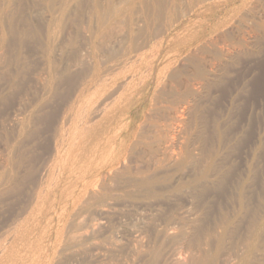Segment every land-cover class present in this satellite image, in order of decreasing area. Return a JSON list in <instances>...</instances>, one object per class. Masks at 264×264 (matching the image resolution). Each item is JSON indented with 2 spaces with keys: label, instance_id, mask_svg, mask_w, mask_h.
<instances>
[{
  "label": "bare ground",
  "instance_id": "bare-ground-1",
  "mask_svg": "<svg viewBox=\"0 0 264 264\" xmlns=\"http://www.w3.org/2000/svg\"><path fill=\"white\" fill-rule=\"evenodd\" d=\"M12 1L11 0H4V3L3 4H5L6 9L8 8L7 5L9 6ZM93 1H95V0H93ZM117 1H120V0H117ZM124 1L127 2V0H124ZM145 1H147V0H145ZM180 1H182V0H180ZM205 1H207V0H200L201 4H203ZM18 2L16 1V3H18ZM66 2L67 1H65V3ZM84 2H83V4H84ZM122 2L123 1H121V3ZM151 2H152V0H151ZM161 2H164V0H162ZM161 2H160V4H161ZM166 2H168V1H166ZM65 3H64V6L67 5V3H66V5H65ZM93 3L95 4V2H93ZM73 4L76 5L74 2H73ZM92 4H91V7H92ZM94 4H93V7L92 8H95L94 7ZM118 4H119V2H117V6L119 7ZM138 4H137V6H138ZM160 4L158 5V8H159L158 10H160V7H159ZM14 5H16V4H14ZM70 5H72V4H70ZM153 5L154 6H151V7H153L152 9H154V7H155L156 4H153ZM166 5L163 4V7L166 6ZM180 5H181V3H180ZM135 6H136V4H135ZM17 7H20V6H17ZM47 7H48V5H47ZM68 7H70V6H68ZM96 7L98 8L97 5H96ZM99 7H101V6H99ZM103 7L104 6H102V8ZM120 7H121V5H120ZM142 7H143V5H142ZM148 7H150V6H148ZM151 7L148 8V9H151ZM163 7H161V8H163ZM188 7H189V5L186 8L188 9ZM1 8H3V7H1ZM9 8L11 10L12 6H10ZM124 8L127 9L128 7L127 8L124 7ZM133 8H135V7H133ZM138 8H141V7H138ZM170 8H171V6L169 7V9ZM4 9H5V7H4ZM101 9H99V11ZM173 9H174V7H173ZM143 10H141V11H143ZM154 10H157V9H154ZM188 10L190 11L191 8L188 9ZM5 11H7V10H5ZM52 11L54 12V9H52ZM59 11L61 12V10H59ZM59 11H58V13H59ZM79 11H81V9ZM106 11H107V9H106ZM132 11H134V9ZM138 11H140V9ZM144 11L146 12V10H144ZM161 11L162 10H160L158 12L160 14H158V13L157 14L159 16L161 15V17H162ZM181 11L182 10H180V13H181ZM202 11H204L203 13H205L206 11H210V9L205 8ZM13 12L15 13L14 10H13ZM49 12L51 13V11H47V12L45 11L43 13L45 15V17H46V14L49 13ZM62 12H64V11L62 10ZM145 12H143V13H145ZM150 12L151 11L149 10V13ZM152 12L155 13V11H153V10H152ZM8 13L11 14V11L8 12ZM122 13H124V12H122ZM135 13H137V12H135ZM139 13H141V12H139ZM149 13L148 14L146 13L145 15L149 16ZM151 13H150V15H151ZM0 14H2V12ZM54 14H56V12ZM129 14L130 13H127V15H129ZM185 14H187V13H185ZM13 15H15V14H13ZM13 15H12V17H15ZM101 15H103V13H101ZM101 15H100V17L98 16L100 18L99 21H98V28H97V26L95 24V26H96L95 28H97V30L94 29L95 31L93 30L94 32H91V34L89 35L90 37L88 39L89 40V49H90V51H89V49H87L89 55L86 54V57L88 56L91 59V61H90L91 63H86V66H88L87 64H90V69L88 70L87 73L86 72L83 73V70H82V77H81V74L79 76V80L81 81V83H78L77 84V86L80 84L78 86V89H77V87L75 85L77 91H76V94H74L75 96H74L73 102L70 105H68L67 111L63 115H62V112H61V115L62 116L59 115L60 118H61V121H60V119L57 118L58 115H56V118L60 122L58 121L59 122V123L57 122L58 124L55 123V125H57L56 127H54V128H56V130L53 128L55 130V134H53V136H52V133H51V135L48 134V135H50V136L53 137V142L50 141L52 143V147H51V150L49 152V159H47L48 161L45 164L42 162L43 165H42L41 169L40 170H37V171H39V173H38L39 175H38V179H37L36 184L33 185L34 187L28 188V186H27L26 189L22 190V188H23L22 187V184H23L22 183V180H24V178H22V177L23 176H26V173H24L25 175H22V176L20 175L21 176V178H20L18 176V170H20L21 166L24 165L22 163V161L25 159L26 155H25V153H20V152H19L20 154L18 153L16 155H13L14 153H16L15 151H17V150L14 149V147L16 145L13 147L12 144H11L10 155L8 154L9 157L7 156L5 162L3 163V166L0 165L1 166V169H0V199L3 196L8 195V194H9V197H10V194L11 193H14L15 194L16 192H19L20 189H21V192L24 191L23 193L25 194V197H23L24 199L22 198V200H20V199L19 200L18 199H14L16 201L18 200V202L19 201L20 202L22 201V203H21V210L18 208L19 206L17 208L16 207L13 208V210L14 209H19L20 212L15 216L16 218H14V221L9 225L10 228L7 229V230H5L4 233L0 235V264H22V263H24V262L27 261L26 255L30 253V249H31V238L33 237V233H34V225H33L34 224V221L36 220L37 217H39V218H49L51 216V211H54V210H52L53 207L50 206V205H53L52 202H48L49 203V206H50L49 207V210L48 211L44 210V205H48V203H47V199L48 198H54V201H56V205L57 206H61L60 204L63 203L62 202V199L64 198V196L67 195V192L69 194L71 193L70 194V197L72 196L74 198L76 196L75 195L76 190H78L80 188L86 189V188H88L90 186H92V188H93L95 185L104 184L103 182H106V181H108V182H111V181L113 182L114 181L117 184H121V185H123V188H126V191H129V187L134 188V190L132 189L133 191L137 190V192H135V195H137L136 193L139 194L138 191H140V193L143 191L144 192L143 194H145V196L147 197L146 198V201L148 200V198L150 200V199L156 198V197H159L157 199H160V197H163V199H165L167 201V199L169 200V198H170V197H168L169 196L168 193H171L172 191L175 192V193H177V192L179 193L180 191H182V189L183 190L184 189H188L190 191L189 192L190 196L187 195V197L190 198L191 202H190V200H188V201L186 200L185 201V199L183 200V198H182V200L184 202H190V205H191L192 208L195 205V210L197 208L198 211H199V213H201V215H202L201 216L202 217L201 219H198V220L195 219L196 221H193L192 220V222L190 221V219L187 218L188 219V222H189L188 224L185 223L186 225H188L187 226L188 227V230L187 231L185 230L186 228H184V225H185L184 222L183 223L181 222V221H185V220L183 218H180V219H183L181 221L180 220L178 221V222H181V223H175L171 219V218L174 217V216L171 217L172 215H170L171 218H166L164 220V225H162V224L159 223L160 224V227L163 226L161 229H158L156 231L154 230L155 232L154 231L152 232L151 229H148L147 228L148 229L147 231H149V230L151 231L150 233L152 235L150 237H152V240H154L153 241V244H155V245L152 246L151 249L149 248L150 250L148 249L149 252H148V255L147 256L148 257L150 256L149 257L150 259L147 257L148 258V261L145 262V264H158L159 260H161L160 259L161 254H163L162 253L163 252L162 249H164V248H161V245H160V244H163V242H161V243L159 242V244H158V240L159 239H162L161 241H163L164 238L167 235H170V234L173 235L172 238H175V241H178V239H180L181 240L180 242H183V244H184L183 246L185 247L183 250L187 251V254H188V257L187 258H189V255H190V260H189L190 261V264H216V262H218L217 260L219 259L218 257H220V256L222 257V259L220 260L221 261L220 264H232V262L234 264H264V235H263V232H264V212H263V214H262L261 217H260V215H258V212L262 210V209L259 210L258 208L262 204L259 203V206L258 207L256 205H254L253 203H256V202H253V200H254V194H250V193L247 192V190H249V189L251 190L252 188H254L253 185L255 183L252 185L253 186L252 188H250L248 186H250V184H252V182L255 179H254L253 176L252 177H248L247 174H246L247 175V178L246 177L243 178V176L240 177L241 175H239V174H242V173H240L241 172V168H240V172L238 171L239 169L237 170L239 172V174H238L235 171L236 168L234 169L231 166V164H233L235 161L234 162H231L232 159H233L232 158L231 161L229 162V158H231V157H228V155L226 153L227 152L226 151L227 146L228 145H231L230 140L228 141L229 138L227 140H225V135L224 134L226 132L223 130L224 128L221 129L222 130L221 133L219 131L220 129L218 130V128H220V127L217 128V126H219L217 124H220L221 123L220 120H222V119L217 117L218 119H220L219 120L220 123H218V121H216V125L217 126L214 125V123H215L214 122V123H212V125H214L215 127L213 126L214 128H212V126L210 125L211 128L208 129L209 127L207 126V121H205L208 118L205 119V118L202 117V115H200L198 113L199 112L198 111V108H199V110H202L199 107V105H198V103L200 101H202V100L199 101V99H201L200 96L202 95V92L204 93V91L206 92L207 90H210L212 87L214 88L215 82H217V81L213 80L214 77L212 79H210L211 75H210V73H207V69H205V66H204V65H206L205 62H204V65H202L203 62L202 63L200 62L201 64L199 62L197 63L196 60H193V57H192V54L194 52H202V51L205 50V45L208 44V43H206L203 40V38L205 37V34H204L205 31H203V30H192V32H188L189 31L188 27H185V26L176 27L174 29V33L172 34V36L168 37L167 39H164V38L163 39H159L158 41H156L154 43V46H153L154 54L151 55L147 51L146 48L148 47L149 50H150V48L152 46L151 47L147 46V43H149V40L146 39V38L150 37L151 34L148 35V33H150L151 31H153V29L152 30L151 29H147V28L144 29L143 27H141L142 28V31L141 32H140L141 29L140 30H137V31L129 30L128 31V38H125V39H128L129 42L127 41L128 42L127 43L125 41V43H124V44L127 43L126 48H124L121 51H119V48H118V51H116V49H115L116 46L115 45L118 42L120 43V41H119V39L115 38V37H117V34L114 33V35H116L115 37L113 35L114 38L108 35V34H110V35L113 34V33H108L107 32L108 28L106 27V19H109V18L108 17L106 18L105 16L104 17H101ZM121 15H124V17H125V14H121ZM154 15H152L150 17L152 18V17H154ZM175 15H176V13H175ZM177 15H180V14L178 13ZM2 17H1V19H2ZM6 17H5V20L7 21V18L10 19L11 16L10 17H7V18ZM12 17H11V19H13ZM28 17H30V16L27 15V18L25 17V19L28 20ZM95 17H97V16H95ZM110 17H112V16H110ZM121 17L123 18V16H121ZM134 17H135V15H134ZM17 18L19 19V17H17ZM135 18H137V16ZM139 18H141V17H139ZM174 18H176V17H174ZM9 19H8V21H11ZM23 19H24V17H23ZM127 20H128V17H127ZM6 21L4 23L7 24V25H10L9 22L7 21V23H6ZM16 21H17V19H16ZM16 21H15V27L20 22L19 21L18 24H16ZM158 21L161 22V20H157V22ZM72 22H74V21H72ZM123 22L125 23L124 20H123ZM144 22H141V23H143V26H144ZM147 22H145V23L148 24L149 22L148 23ZM172 22L174 23L173 20H172ZM68 23H69V21H68ZM74 23H76V21ZM150 23H153V22H150ZM5 24H4V26H5ZM125 24H126V26H128L127 23H125ZM125 24H124V26H125ZM155 24H156V22H155ZM40 25H42V24H40ZM149 25H151V24H149ZM4 26H2L1 28H3ZM19 26L21 28V26H23V25L20 24ZM47 26L48 27H51L49 25H47ZM47 26L45 27V29H47V31H45L44 33H46V32L48 33V27ZM69 26H70V23H69ZM72 26H74V24ZM12 27L13 26L8 27V28H10V30H8V31L11 32V30H12L11 28ZM153 27H151V28H153ZM20 28L18 27V28H15V29L16 30H19ZM25 28L26 27H24L23 29L26 30ZM34 28H36V27H34ZM56 28H57V25L53 29L49 30V35H47L48 38H49V36L51 38L54 35V31H55ZM130 28H132V27H130ZM135 28H137V27H135ZM160 28H163V27H160ZM160 28H158V29H160ZM143 29H144V31H143ZM165 29H167V27H165ZM4 30L7 31L6 29H4ZM34 30H36V29H34ZM110 30L114 32V30H112V29H110ZM110 30H109V32H110ZM160 30L162 31V29H160ZM5 31L2 33V31L0 30L1 34H3L2 37L0 36V38L2 39L1 44H3L4 41H6V42L9 41L10 42V41L13 40L12 39V36H11V33H9L7 35V33H8L7 32L6 35H4L5 34ZM19 31H17L18 32V37H17V34H16V37L17 38H19V34L21 32V31L20 32ZM28 31H29V29H28ZM43 31H44V29H43ZM43 31L41 30V32H43ZM62 31H63V29H62ZM62 31H61V33H62ZM116 31H117V29H116ZM121 31L122 30L116 32V33L119 32L118 33V36H119V34H120ZM55 32H58V31H55ZM63 33H64V31H63ZM132 33H134L135 35L132 34ZM140 33H142V34H140ZM220 33H222V32H220ZM21 34L24 37L26 35L27 36L29 35V34H27V31H23V32H21ZM59 35L61 36V34H59ZM137 35H139V36L143 35L144 36V37L141 36V37H143V39L140 38L141 39V42H139V43L136 41L137 39L134 38ZM156 36H158V33H157ZM216 36H218V35H216ZM126 37H127V35H126ZM17 38H16V44H17L16 46L21 45L23 43L22 42L20 44L21 40H19V39L17 40ZM29 38H28V41H33V39H34V38L32 39L31 37H29ZM61 38H63V36ZM122 38H123V36H122ZM122 38H121V40H122ZM211 38H212V36H211ZM220 38H221V36H220ZM26 39H27V37H26ZM38 39H39V37H38ZM45 40L46 39H44V41ZM88 40H87V42H88ZM124 40H122V41L124 42ZM41 41H43V40H41ZM47 41L48 40H46V43H50L51 42V39H50V42H47ZM66 41L69 42V44H71L73 42L71 40L72 42L70 43L69 38H66ZM213 41H215V40H213ZM219 41L220 40L218 39V42ZM17 42H19V43H17ZM67 42H66V44L68 45ZM85 42H86V40H85ZM41 43H43V42H41ZM55 43H56V41L54 42V45H55ZM12 44H13V42H12ZM33 44H35V43H33ZM211 44H213V43H211ZM46 45H47V47H45L44 44H43V46L45 47V49L46 48H49V51L48 52L51 53V49L54 46H51V44H50V47H52L50 49V47H48V44H46ZM73 45L75 47L76 44L74 43ZM8 46H10V45H8ZM69 47L71 48L72 46L70 45ZM224 47H225L224 51H226V49L228 48L227 45L224 46ZM2 48H4V47H2ZM2 48H0V50H2ZM18 48L19 47H17V50H18ZM21 48H22V46L20 47V51L23 50V49L21 50ZM56 48H57V50L54 48L56 51H58V49H60L58 47H56ZM218 48H223V47L221 46V47H218ZM234 48H237V47H234ZM64 49L62 48V50H60L61 53H62V51ZM72 49H70V50H72ZM77 49L79 50V48H77ZM13 50H14V48H13ZM65 50H68V49H65ZM70 50L68 52H71ZM220 50L221 49H219V51ZM5 51H6V49H5ZM60 51H59V54H61ZM64 51H63V53H64ZM14 52H15V50H14ZM75 52H78V51H75ZM221 52L223 53V51H221ZM227 52H226V54H227ZM240 52L238 51V53H240ZM55 53L56 52L54 51L52 54H55ZM81 53H83V52H81ZM85 53H86V51H85ZM230 53L233 54L232 52H230ZM241 53H243V51ZM13 54H15V53H13ZM62 54L60 56L59 55L58 56L62 58V56H64ZM219 54H221V53H219ZM226 54L224 52V55L227 57L228 54L227 55ZM45 55L48 56L49 54L47 55L45 53ZM81 55H77V57L78 56H81ZM83 55H84V53H83ZM74 56L76 57V55H74ZM233 56H234V54H233ZM3 57H5V56H3ZM6 57L4 59H6ZM25 57H27V56H25ZM48 57H51V59H52L53 56H48ZM48 57H47V59H49ZM84 57H85V55H84ZM179 57H182V59L184 61L188 62L189 64H191L193 66L192 67V70H193L192 71V75L189 76V77H186L185 76L186 78L183 81H181V82H178L179 76L181 75V74H178V72H180V71L177 72L176 68H174V66L172 65L176 61V59L179 58ZM41 58H42V56H41ZM198 58H199V61L202 59L200 57H198ZM230 58H233V57H230ZM1 59H2V57H1ZM4 59H3V61L0 60V66L3 65L4 67L9 68L11 65H16V66L19 65V63L17 61H10L9 58H8V60L5 61ZM12 59H14V57ZM69 59H71V58H69ZM83 59L85 60L86 58H83ZM41 60H44V58H42ZM68 60H67V62L65 61V64L67 63L69 65ZM84 60H82V61H84ZM203 60H204V58H203ZM52 61H54V60H52ZM57 61H58V59H57ZM61 61H63V59H61ZM204 61H206V59ZM228 61H229V58H228ZM208 62H209V60H208ZM232 62H233V60H232ZM54 63H56V61ZM59 63H60V60L57 62L56 65H58ZM184 63L185 62H183V64ZM206 63H207V61H206ZM45 64H47V63H45ZM51 64H53V63H51ZM209 64H210V62H209ZM216 64H218V63H216ZM21 65H23V64H21ZM56 65H55V68H60V67H56ZM45 66L46 65H44L43 69L45 71H47L45 69ZM50 66L52 68V65H50ZM207 66H209V65H207ZM49 67H47V68L49 70H51V68H49ZM210 67H212V66H210ZM6 68H5V70L7 71L8 69H6ZM20 68H21V66H20ZM23 68H27V67H23ZM78 68H80V66ZM212 68H214V67H212ZM40 69H41V67H40ZM52 69H54V68H52ZM224 69L227 72L226 67ZM1 70L3 71L2 68H1ZM23 70H25V69H23ZM44 70H43V74H45L44 73L45 72ZM55 70H57V69H55ZM66 70L67 69H65V72H66ZM68 70H70L69 69V66H68ZM68 70H67V72H68ZM71 70H70L69 73H71ZM221 70H223V69H220L219 71H221ZM19 71L21 72L22 70L20 69ZM53 71H51V72H53ZM26 72H28V68L25 71V74H26ZM181 72H182V70H181ZM228 72H229V70H228ZM9 73L8 72L7 73L5 72V76H7L6 77V80L5 79H2L0 77L2 79V81L0 80L1 83L4 82V80L6 81L5 82L6 84H3V85L0 84V86H3L4 87V85H5V87H4L5 89L10 88V86H11L12 89H17L19 86H16V88H15V82L17 81V79L19 80V78H18L19 77V75H18L19 73L18 74L15 73L14 75L13 74H9ZM76 73H78V72H76ZM1 74L2 73H0V75ZM38 74H40V73H37V75ZM63 74H65V73H61V75H60V74H57L56 72H54V74H52L50 76H47L45 79H44V77L42 79V76L40 78L38 76L36 77V78H39V80L37 79L38 81H36L35 83H36V85L38 83L41 86V88L39 90V92H40L39 98L38 99L36 98L37 100H34V101H36L35 106L32 105V107H33L32 110H29L28 111V114H29V116L31 118H32V116H34V114L36 112H38L37 109L41 108L42 106H44L46 104V101L45 100L48 97H50V96L52 97L53 95H56L57 94V92H56L57 87H58L57 84H60L61 82H63L62 81V77H63L62 75ZM212 74H214V73H212ZM8 75H10V76H8ZM32 75H33V79L36 80L34 78V75L36 76V73L35 74L32 73ZM67 75H69V74L67 73ZM21 76H23V75H21ZM181 76H183V75H181ZM80 77H81L82 80L80 79ZM220 77H221V75H220ZM75 78H73V79L76 81ZM79 80H78V82H79ZM73 82L71 81V83H73ZM22 83H21V85H22ZM13 86H14V88H13ZM216 86H218V85L216 84ZM3 87H1V88H3ZM58 89L60 90L61 87H59ZM68 89H67V91H68ZM7 90H9V89H7ZM32 91H30L31 92L30 93L31 96L33 95L32 94ZM0 92H2V91L0 90ZM216 92L217 91L215 90V93ZM71 93H72V91H71ZM67 94H69V93H67ZM208 94L209 93L203 94V95L205 96V95H208ZM2 95H3V93H2ZM4 95H7V94H5V92H4ZM204 96L202 97V99L204 98ZM17 97H18V95H17ZM32 97L35 98L36 95L35 96L33 95ZM17 99L21 100V98H17ZM1 100H3V98ZM32 100H33V98H32ZM58 100H55V102H58ZM207 100H208V98H207ZM207 100L204 102L205 104H206V102H208ZM211 100H209V102ZM6 101H7V98L5 99L4 102H6ZM18 101H17V103L20 104ZM22 102H24V101H21V104H22ZM26 102L28 103V101H26ZM47 102H49V101L47 100ZM67 102H69V101H67ZM67 102L65 101L66 104H67ZM63 103H64V100H63ZM65 103H64V105H65ZM212 103H213V101H212ZM52 104L53 103H51L50 105H52ZM203 105L204 104H202V106ZM26 106H28V105H26ZM206 106H208V105H206ZM20 107H17L19 109V111L22 108V107L21 108ZM8 108H7V110H8ZM27 108H25V110ZM50 108H52V107H50ZM61 108H63V107H61ZM206 109H207V107H206ZM206 109H205V111H206ZM9 111L10 110H8V113H10ZM23 111H24V107L22 108L21 112H23ZM39 111H42V110L40 109ZM5 112H6V110H5ZM14 113H17V111L14 112ZM3 114L1 115V117L3 116ZM5 114H7V113H5ZM219 114H220V112H219ZM18 115L21 116L19 114V112H18ZM18 115H16L14 118L18 117ZM211 115H209V116H211ZM227 115H229V114H227ZM26 116H27V118H26L27 120L25 119L21 123H18V122L15 121L16 123H18V124H16V125H18L16 127V129L18 130V134L17 133L16 134H17V136L19 135V137L31 138L33 136V133L31 132L32 129L31 130L29 129L30 128L29 126H31V125H29L30 117H28V115H25V117ZM47 116H43V119H45ZM1 117H0V119H1ZM10 117L13 118V116H10ZM220 117H222V115ZM54 118H55V116H53V119ZM56 118H55V120H56ZM211 119H216V118L213 117ZM5 120H8V119H5ZM35 120H36V118H34L33 121L36 122ZM233 120H234V118H233ZM63 121H66L68 123L71 122L70 125L74 121V125L73 126H69L70 128L71 127L73 128L71 130V133H70V128L66 125L67 123L64 124ZM213 121H215V120H213ZM4 122H6V121H4ZM10 123H12V122H10ZM225 123H224V126H225ZM229 123L227 124L228 126H229ZM37 124L38 123H36V127L39 126V125L37 126ZM8 125H9V123H8ZM16 125L14 123V125L12 124L11 126L14 127ZM34 125H32V126H34ZM40 125H41V123H40ZM0 126H2V123L0 124ZM10 127L8 129L11 132V128ZM13 127H12V129H13ZM36 127H35L34 130H36ZM52 127L53 126H51V128ZM3 128H1V129H3ZM49 128H50V126H49ZM51 128L49 129V131H52L53 132L54 130H52ZM6 129H7V126H6ZM226 129H227V127H226ZM7 130H6L5 133H7ZM17 130H15V131H17ZM239 130H240V128H239ZM223 131H224V133L222 134ZM1 133H2V136H3L4 133L2 131H1ZM229 133H230V131H229ZM233 133L236 135V137H238L237 136L238 135L237 133H240V132H237L236 131V133H235L233 131ZM8 134H9V132H8ZM232 134H229V135H232ZM38 135L39 134L37 133L35 135L36 136L35 138H37ZM229 135L227 137H229ZM0 136H1V134H0ZM1 137H0V139H1ZM7 137H8V135H7ZM14 138H15V136H14ZM16 138H18V137H16ZM67 138H72L71 139L72 140V143H73V141H77L78 146H76L77 145L76 143H75L76 145L75 144H72L71 141L70 142H67L66 145H64L63 143L66 142V141H68ZM234 138H235V136L233 137L232 140H234ZM34 139H33V141H34ZM1 141H3V140H1ZM22 141H24V140H22ZM9 142H10V140H9ZM31 142H32V139H31ZM231 142H233V141H231ZM4 143H5V145L7 144L5 141H4ZM236 143H237V139H236ZM24 146H26V144H24ZM233 146L234 145H232L231 148H235V146L234 147ZM1 147H0V149H1ZM78 147H79V149H78ZM34 148H35V146H34ZM34 148H33V151L35 150ZM231 148H230V150H231ZM250 148L252 149L253 148V145H252V147L250 146L249 149ZM2 149H3V147H2ZM16 149H19V148H16ZM251 149L248 152H251ZM4 151H6L5 148H4ZM138 151H141V153H143L144 155H147L149 157V159H151L150 160L151 169H149V170L146 169V168H149V166L147 167L146 166L147 164H146L145 165L146 166V168H145L146 171L144 170L143 167H142L143 171L142 170H139L138 167L141 165L140 163H139L140 164L139 166L137 165V163L135 164L136 167H134V170H135L134 172H132L133 170L131 171L132 168L129 166L131 164H128L129 168L127 167L126 163H128V162H126V161L128 159H130V156L131 155L132 156H135V154ZM0 152H1V150H0ZM25 152H26V149H25ZM230 152H228V153H230ZM1 153H3V150H2ZM43 153H45L44 150H43ZM45 154H47V153H45ZM45 154H43V155H45ZM143 154H141V155H143ZM1 155H3V154H1ZM132 156H131V158H132ZM147 156H145L146 159H147ZM4 157H5V154H4L3 158ZM248 157L250 158V156H248ZM44 159H42V160H44ZM146 159H144V160H146ZM149 159H148V161L146 160L145 162L148 163L149 162ZM252 159H254V157H252ZM249 160H251V159H249ZM130 161H131V159H130ZM33 162L30 161L31 165H33ZM1 163L2 162H0V164ZM188 164H189L190 169H191L189 171V172H191V174L188 175L187 172H186V175L187 176H185V174L184 175H181L179 177V179H178L179 181L176 183V185H173V182L172 181L174 179L171 178L172 173L173 174H176L177 171H178L177 174L180 175L182 172H179V171H181V169L183 171L187 167ZM246 166L247 165H245V167ZM34 167H35V164H34ZM37 167H39V166H37ZM253 167L250 166V168L255 169V166H253ZM170 169H173V172H172V170L169 171ZM168 171H169V173H167ZM245 171H246V168H245ZM245 171H243V172H245ZM170 173H171V175H169ZM250 174H251V172H250V169H249V176H251ZM176 175H175V177L178 178V176H176ZM255 178H256V176H255ZM34 180H36V179H34ZM29 182H30V180H29ZM174 182H175V180H174ZM262 182H263V179H262ZM257 183H259V182H257ZM110 184L111 183H109V185ZM104 185H106V184H104ZM106 186H108V185H106ZM98 187L95 186L94 190H96V188L97 189L100 188V187L99 188ZM102 187L104 188V186H102ZM117 187H116V189H118ZM103 188H101V190H103ZM127 188H128V190H127ZM131 188H130V190H131ZM110 189H113L114 190L113 187L110 188ZM116 189L114 191H118L121 188H119L118 190H116ZM107 191H109V190H107ZM121 191H125V190L124 189L123 190L121 189ZM21 192H20V194H21ZM115 193H118V192H114V194ZM120 193H123V192H120ZM95 194L98 195L97 192H95ZM110 194H111L110 196H113L112 192ZM126 194L127 195L129 194V196L131 195L129 192H126ZM167 194H168V196H166ZM185 194H187V193H185ZM102 195H104V194H102ZM127 195H125V196H127ZM174 195H176V196H173V197H177L178 194H174ZM108 196H109V194H108ZM108 196L106 195L103 198H107ZM110 196H109V200L111 201V199L113 200L114 198L113 197L111 198ZM114 196H116V195H114ZM132 196L135 198V196L133 194L131 195V198H132ZM137 196H139V195H137ZM165 196L168 197V198H165ZM210 197L212 199H214V202L213 203H209L208 202ZM3 198H5V197H3ZM12 198H14V196ZM82 198H84V197L82 196ZM89 198L87 197L86 199H89ZM101 198L102 197L100 196L99 197V201H103V199H101ZM163 199H160V200H163ZM136 200H138V203H139V199H136ZM140 200H141V198H140ZM143 200H145V198ZM175 200H176V198H175ZM106 201L107 200H105V202ZM119 201H121V200H119ZM170 201L171 200L168 201V204H169ZM177 201H178V199H177ZM180 201H181V199H180ZM3 202H2V204H3ZM6 202H9V201H6ZM6 202H4V203L6 204ZM97 202H96V204H97ZM89 203H91V202H89ZM98 203H101V202H98ZM162 203L163 202H160L159 201L158 205L161 204V207H162V205L164 207V204L165 203L164 204H162ZM170 203L172 204L173 201H171ZM228 203H232L233 205H235V206L231 205V207L233 206L232 211L229 209V205L230 204H228ZM181 204L179 205L180 206V209L182 208L181 207ZM192 204H193V206H192ZM14 205H17V204H14ZM113 205H114V203H113ZM125 205H127V204H124V207H125ZM141 205L143 206V204H141ZM165 205H167V204H165ZM172 205H174V204H172ZM178 205L176 207L177 208L176 210L180 211L178 209L179 208ZM190 205H187V206H190ZM5 206L7 207V205H5ZM87 206L89 207V205H87ZM90 206L95 207L92 204H90ZM102 206H107V205H105L103 203ZM108 206H110V204H108ZM118 206H120V205H118ZM147 206H145V207H147ZM175 206H176V204H175ZM175 206H174V208H175ZM185 206H186V204H185ZM262 206H263V209H264V205H262ZM6 207H5V209H6ZM10 207H9V209H10ZM12 207H14V206H12ZM84 207H85V205H84ZM138 207H137V210H138ZM151 207H152V211L158 209L157 206L154 207L155 209H153V206H150V208ZM144 208H142V209L144 210ZM148 208H149V206H148ZM150 208H149V211L147 210L148 212L146 211V213H149L150 212ZM168 208L170 209V207H168ZM260 208H262V207H260ZM83 209L84 208H82V210ZM171 209H172V207H171ZM185 209L183 207L181 210H185ZM0 210H4V209H0ZM59 210H60V213H59L58 218L60 216L64 215V207H61ZM162 210H164V208L161 209V211H157V213L160 214L159 212H163ZM11 211H12V208H11ZM15 211L16 210H14L13 212H15ZM78 211H79V208L77 209V212L74 215H76L78 213ZM85 211L84 212L82 211L83 212V215H84ZM125 211L126 210H124V212ZM140 211H142V210H140ZM171 211H170V213H171ZM173 211L175 212V209ZM110 212H113V211L110 210ZM116 212H117V210H116ZM118 212L120 213L122 211L120 210ZM155 212L156 211H154V214H155ZM186 212H187V209H186ZM79 213L82 216L81 212H79ZM79 213L77 214L78 216H79ZM88 213L89 212H87V215H88ZM167 213H168V211H167ZM184 213H182V215L180 214V216L181 217L182 216L183 217L186 216V215H184ZM9 214H8L9 216L6 214L8 216V218L11 217V212ZM213 214H214V217H213ZM13 215H15V214H13ZM193 215L194 214H192V216ZM2 216L4 218V215H2ZM71 216H68V218L70 217V219L73 220V218H71ZM81 216H80V218H81ZM161 216H162V218H165V217H163V215H161ZM176 216H178V215L176 214ZM72 217H75L76 218V216H72ZM155 217H154V219H155ZM139 218L141 219V217H139ZM194 218H192V219H194ZM208 218H210L211 220L213 219V220L209 222V219ZM120 219H122V218H120ZM137 219L138 218H136L135 220H137ZM156 219H159V218H156ZM175 219H176V217H175ZM8 220H10V219H8ZM177 220H178V218H177ZM78 221H76V222L77 223L81 222V221H79V222ZM140 221H143V220L141 219ZM171 222H172V224H171ZM211 222L214 224V226H212L213 224ZM210 223L212 224L211 226H210ZM153 224L156 225L154 223V220H153ZM159 224H157V225H159ZM173 224H176V227ZM4 225H1L0 224L1 227L2 226L5 227ZM74 225H72V227ZM79 225H80V227L78 225L77 226L75 225V227L76 228L79 227V229H81V227H82L81 225H83V224H80L79 223ZM68 227H69V225H68ZM90 227H92V226H90ZM156 228L157 227H155V229ZM86 229H87V227L84 229V231ZM100 229H103V228H100ZM0 230H1V228H0ZM66 231L68 232V230H66ZM72 231H75V228ZM72 231H70V232H72ZM86 231L88 232V229ZM92 231H93V233H95L94 230H92ZM131 231L132 230H130V232ZM81 232H78V233H81ZM172 235H170V238H171ZM143 236H145V235H143ZM175 236H177L178 239H176ZM147 238H148V236H147ZM135 239H138V238L135 236L134 240ZM66 241H68V240H66ZM113 241H116V240L114 239ZM138 241L139 240H136L135 242H138ZM139 243H141V242H139ZM176 243L177 244H174V242H173V244L175 246L178 245V244H180L182 246V244L179 243V241L176 242ZM114 244L115 245H113V246L115 247L116 246V243H114ZM133 244H134V241H133ZM142 244H143V241H142ZM153 244H151V245H153ZM70 245H72L71 242L67 246H70ZM119 245L120 244H118V246ZM148 245H150V243ZM171 245L172 244H170L169 246H171ZM77 246H79V244ZM103 246L108 247L106 244L103 245ZM134 246H133V249H132L133 251H134ZM163 246H165V245H163ZM169 246H167V248ZM58 247L60 248V245H58L57 248ZM83 247H84V245H83ZM111 247H110V249L113 248V247L112 248ZM72 248H73V246H72ZM139 248H141V247H139ZM173 248H174V246L172 247V249ZM116 249H119V248L116 246L115 250ZM130 249H131V247H130ZM172 249H171V252H173ZM105 250L107 252L110 251V253H111L113 249L112 250H107V248H105ZM140 250H138V251H140ZM143 250H145V249H143ZM165 250H167L166 247H165ZM173 250L175 251V248ZM177 250H180V249H177ZM259 250L260 251L263 250V254H262L263 256L261 258H259V257L256 258V254H257V252ZM118 251H120V250H118ZM180 251L178 252L179 254L182 253V251H181V253H180ZM224 251L226 253H224ZM123 252L121 254H123ZM77 253H78V251H77ZM112 253H115V251L113 250ZM117 253H118V255L120 254L119 252H117ZM133 253H132V255H134ZM135 253H138L137 250H136ZM142 253H143V251H142ZM145 253H147V252H144V254ZM164 253H166V251ZM121 254H120V256H121ZM179 254H178V256H180ZM166 255H167V253H166ZM181 255L184 256L183 254H181ZM120 256H119V258H120ZM123 256H124V254H123ZM134 256H132V258L130 257L129 260L133 259ZM173 256H174V254H173ZM176 256H177V254H176ZM94 257H96V256H94ZM135 257L136 258L139 257V254H137V256H135ZM144 257L146 258V256H144ZM163 257H165V256H163ZM114 259H116L115 258V255H114ZM124 259H126V258H124ZM176 259H177V257H176ZM180 259H177V260H179L181 262ZM183 259H186V258L183 257ZM89 260H91V259H89ZM99 260L98 261L97 260L96 261L94 260V261L97 264V262L99 263ZM107 260H109V259H107ZM167 260H168V258H167ZM167 260H165V262ZM186 260L188 261V259H186ZM104 261H105L104 264H110L109 261L110 262H113L111 259L108 262L106 260H104ZM134 261H136V260H134ZM189 261H188V263H189ZM66 262H68V261H66ZM142 262H144V261H142ZM167 262H169V261H167ZM167 262H166V264H167ZM84 263H86V262L84 261ZM100 263L103 264V262L101 260H100ZM129 263H131V262H129ZM172 263L173 262H171V264ZM176 263H178V262H176ZM183 263H184V261H183ZM113 264H116V262L113 263ZM126 264H127V262H126ZM185 264H186V262H185Z\"/></svg>",
  "mask_w": 264,
  "mask_h": 264
},
{
  "label": "rangeland",
  "instance_id": "rangeland-1",
  "mask_svg": "<svg viewBox=\"0 0 264 264\" xmlns=\"http://www.w3.org/2000/svg\"><path fill=\"white\" fill-rule=\"evenodd\" d=\"M12 1V0H11ZM16 1L18 2V3H16ZM27 1V2H26ZM65 1H67L66 3H67V5L68 6H70V7H68L67 5H66V3H65ZM85 1V2H84ZM88 1V2H87ZM117 0H95V1H93V0H13L11 3H10V5L8 6L7 5V9H6V6H5V4H3L4 3V0H0V8L1 7H3V8H1L0 9V13L2 12V14H0V19H1V17H2V19L0 20V30L2 31V33L5 31L4 29H6L7 31H5V34L4 35H6V33H7V35L9 34V33H11V36H12V41H4L3 42V44H1V41H2V39L0 38V45L2 46V47H4V48H2L1 46H0V48H2V50H0L1 52H0V60H2L3 61V59L6 57V59H4L5 61L6 60H8V58H9V60L10 61H17L18 63H19V65H17L19 68H20V66H21V72L19 71L20 69L16 66V65H11L9 68H6V67H4L3 65H1L0 66V73H2L1 75H0V77L2 78V79H5L6 80V77L7 76H5V72L7 73H9V74H15V73H19L18 75H19V80L17 79V81L15 82V88H16V86H19L17 89H12L11 88V86H10V88H7V89H9V90H7V89H5L4 87H5V85H4V87L3 86H0V90L2 91V92H0V117H1V115L5 112V110H6V112L5 113H7V114H3V118L1 117V119H0V124L2 123V126H0V129L1 128H3V129H1L0 130V134H1V136H2V133H1V131L4 133V135L1 137V139H0V147L2 146L3 147V149H2V147H1V152H2V150H3V153H1L0 152V162H2L0 165L1 166H3V163L5 162V160H6V158H7V156H8V154L10 155V149H11V144H12V146L14 147L15 145L17 146H15L16 148H19V149H16L15 147H14V149L15 150H17V151H15L16 153H14L13 155H16V154H18L19 152L20 153H25V155H26V157H25V159L22 161V163L24 164L23 166L25 167H23V166H21V168H20V170H18V176L21 178V176L22 175H25L24 173H26V176H23L22 178H24V180H22V190H24V189H26V187L28 186V188H31V187H34L33 185H35L36 184V182H37V179H38V173H39V171H37V170H40L41 169V167H42V165H43V163L45 164L48 160L47 159H49V152H50V150H51V147H52V143L51 142H53V134H55V130H56V128H54V127H56L57 125H55V123L56 124H58L60 121H61V118H60V116H62L66 111H67V108H68V105H70L72 102H73V100H74V94H76V91H77V89H78V86L80 85H78L77 86V84L78 83H81V81L79 80V76H80V74H81V77H82V70H83V73L84 72H88V70L90 69V64H87L88 66H86V63H91L90 61H91V59L87 56L86 57V54L87 55H89V53H88V50L87 49H89V35L91 34V32H94L95 30L94 29H96L97 30V28H98V21H99V17H100V15H101V13H103V15H101V17H108L109 19H106V27L108 28V30H107V32L108 33H113V34H108L109 36H111V37H113V35H114V33L115 34H117V37H115L116 35H114V37L115 38H117V39H119V41H120V43L118 42L115 46H116V51H118V48H119V51H121V50H123L124 48H126V45H127V43L129 42L128 41V39H125V38H128V31L129 30H132V31H137V30H140V32L142 31V28L141 27H143L144 29L145 28H147V29H153V31H151L150 33H148V35H150V37H148V38H146V39H148L149 40V43H147V46H149V47H151L150 48V50H149V48L147 47L146 49H147V51L152 55V54H154V50H153V46H154V43L156 42V41H158L159 39H167L168 37H170V36H172V34L174 33V29L176 28V27H179V26H185V27H188V29H189V31L188 32H192V30H203V31H205V37L203 38V40L206 42V43H208L207 45H205V50L204 51H202V52H194L193 54H192V57H193V60H196V62L198 63H202V65H204V62H205V64L206 65H204L205 66V69H207V73H210V75H211V77H210V79H212L213 77H214V79L213 80H215V81H217V82H215V86H214V88L212 87L210 90H207L206 92L207 93H209L208 95H203V94H207L205 91H204V93L202 92V95L204 96V98L202 99V95L200 96L201 97V99H199V101L200 100H202V101H200L199 103H198V105H199V107L203 110H199V108H198V113L200 114V115H202V117L203 118H205V119H207V120H205V121H207V126L209 127L208 129H210L211 128V126H212V128H214L215 126L214 125H216V121H218V123H220L219 122V120L220 119H218V118H221L222 120H220L221 121V123L220 124H217V125H219V126H217V128L218 127H220V128H218V130L220 131V133H221V129L222 128H224L223 130L226 132L224 135H225V140H227L228 138V141L230 140V143H231V145H228L227 146V149H226V153H227V155H228V157H231V158H229V162L231 161V159H232V161L231 162H234L233 164H231V166L235 169L236 168V172L239 174V172H240V168H241V172L240 173H242V174H239V175H241L240 177H242L243 176V178H247V175H248V177H254V181L252 182V184H250V186H248V187H250V188H252L253 186H254V188H252L251 190L249 189V190H247V192L248 193H250V194H254V200H253V202H256V203H253L254 205H256L257 207L259 206V203L260 204H262V205H264V0H207V1H205L203 4H201V2H200V0H182V1H180V0H164V2H161L162 0H152V2H151V0H147V1H145V0H127V2H125L124 0H120V1H117V2H119V7L117 6V2H116ZM121 1H123L122 3H121ZM150 1V2H149ZM154 1V2H153ZM161 2V4H160V2ZM166 1H168V2H166ZM180 1V2H179ZM70 4H72V5H70ZM73 2L76 4L77 2V4L76 5H74L73 4ZM83 2H84V4H83ZM87 2V3H86ZM93 2H95V4L98 6V8L96 7V5L93 3ZM97 2V3H96ZM112 2V3H111ZM139 4H138V3ZM143 2V3H142ZM148 2V3H147ZM187 2V3H186ZM194 2V3H193ZM64 3H65V5L66 6H64ZM94 4V7L95 8H92L93 7V4ZM121 3V4H120ZM150 3V4H149ZM160 4V10H162L161 11V14H162V17H161V15L159 16L158 14H160V13H158L160 10H158L159 8H158V5ZM169 3V4H168ZM175 3V4H174ZM180 3H181V5H180ZM250 3V4H249ZM14 4H16V5H14ZM83 6H82V5ZM91 4H92V7H91ZM99 4V5H98ZM116 4V5H115ZM135 4H136V6H135ZM137 4H138V6H137ZM147 4V5H146ZM149 4V5H148ZM153 4H156L155 5V7H154V9H157V10H154V9H152L153 7H151V6H154ZM163 4H167L166 6L168 7H166V6H164L163 7ZM239 4V5H238ZM4 5V6H3ZM28 5V6H27ZM47 5H48V7H47ZM86 5V6H85ZM90 5V6H89ZM106 5V6H105ZM120 5H121V7H120ZM130 5V6H129ZM142 5H143V7H142ZM162 5V6H161ZM169 5V6H168ZM175 5V6H174ZM183 5V6H182ZM189 5V7H188V9H190L191 8V10L189 11L186 7ZM10 6H12V8H11V10H10ZM17 6H20V7H17ZM77 6V7H76ZM81 6V7H80ZM99 6H101V7H99ZM102 6H104L103 8H102ZM123 6V7H122ZM147 6V7H146ZM148 6H150L151 7V9H148V8H150V7H148ZM171 6V8L169 9V7ZM186 6V7H185ZM4 7H5V9H4ZM23 7V8H22ZM110 7V8H109ZM119 9H118V8ZM124 7H128L127 9H125ZM133 7H135V8H133ZM138 7H141V8H138ZM146 7V8H145ZM161 7H163V8H161ZM166 7V8H165ZM173 7H174V9H173ZM180 7V8H179ZM222 7V8H221ZM245 7V8H244ZM102 8V9H101ZM110 10H109V9ZM121 8V9H120ZM203 8V9H202ZM205 8H208V9H210V11H206L205 13H203L204 11H202V10H204ZM49 9V10H48ZM52 9H54V12L52 11ZM59 10H61V12L59 11V13H58V11ZM81 9V11H79ZM99 9H101L100 11H99ZM106 9H107V11H106ZM134 9V11H132ZM140 9V11H138ZM146 10V12L144 11V10ZM164 9V10H163ZM5 10H7V11H5ZM13 10L15 11V13L13 12ZM25 10V11H24ZM62 10L64 11V12H62ZM97 10V11H96ZM128 10V11H127ZM137 10V11H136ZM141 10H143V11H141ZM149 10L152 12V10L153 11H155V13H151V15H150V13H149ZM174 10V11H173ZM180 10H182L181 11V13H180ZM11 11V14L13 15V14H15V15H13V16H15V17H12V15L10 14V13H8V12H10ZM43 11V12H42ZM47 12V11H51V13L49 12V13H45L46 14V17H45V15L43 14L44 12ZM94 11V12H93ZM103 11V12H102ZM115 11V12H114ZM53 12V13H52ZM56 12V14H54ZM83 12V13H82ZM86 12V13H85ZM91 12V13H90ZM100 12V13H99ZM111 12V13H110ZM122 12H124V13H122ZM135 12H137V13H135ZM139 12H141V13H139ZM143 12H145V13H143ZM163 12V13H162ZM184 12V13H183ZM189 12V13H188ZM58 13V14H57ZM88 13V14H87ZM90 13V14H89ZM93 13V14H92ZM120 13V14H119ZM127 13H130L129 15H127ZM135 13V14H134ZM148 14L149 13V16H147V15H145V14ZM158 13V14H157ZM175 13H176V15H175ZM180 14V15H177V14ZM185 13H187V14H185ZM203 13V14H202ZM71 14V15H70ZM121 14H125V17H124V15H121ZM133 14V15H132ZM137 14V15H136ZM155 14V15H154ZM27 15H29L30 17H28V20L27 19H25V17L27 18ZM55 15V16H54ZM116 15V16H115ZM123 16V18L121 17V16ZM134 15H135V17L137 16V18H135L134 17ZM139 15V16H138ZM148 18H146L145 16ZM152 15H154V17H150V16H152ZM12 17L13 19H11V17H10V19L9 18H7V17ZM24 17V19H23V17ZM95 16H97V17H95ZM99 16V17H98ZM110 16H112V17H110ZM132 16V17H131ZM145 18H143V17ZM179 16V17H178ZM5 17L7 18V21H8V19L9 20H13L12 22L11 21H8L9 22V24L10 25H7V24H5L4 22L6 21L5 20ZM17 17H19V19L17 18ZM50 19H49V18ZM69 17V18H68ZM120 19H119V18ZM127 17H128V20H127ZM134 17V18H133ZM139 17H141V18H139ZM174 17H176V18H174ZM4 18V19H3ZM83 18V19H82ZM132 18V19H131ZM143 18V19H142ZM151 18V19H150ZM162 18V19H161ZM164 18V19H163ZM16 19H17V21H16ZM60 21H59V20ZM117 19V20H116ZM138 19V20H137ZM142 19V20H141ZM150 19V20H149ZM175 19V20H174ZM24 20V21H23ZM78 20V21H77ZM108 20V21H107ZM123 20L125 21V23H127V25L128 26H126V24L123 22ZM130 20V21H129ZM133 20V21H132ZM152 20V21H151ZM157 20H161V22L160 21H158L157 22ZM172 20L174 21V23L172 22ZM7 21H6V23H7ZM15 21H16V24H18V22H19V24L18 25H16V27H15ZM68 21H69V23H70V26H69V23H68ZM72 21H76V23H74V22H72ZM82 21V22H81ZM92 21V22H91ZM112 21V22H111ZM117 21V22H116ZM136 21V22H135ZM147 22L148 24H146L145 22ZM169 21V22H168ZM3 22V23H2ZM74 24V26H72L73 24ZM120 24H119V23ZM123 22V23H122ZM134 22V23H133ZM141 22H144V26H143V23H141ZM150 22H153V23H150ZM155 22H156V24H155ZM160 22V23H159ZM56 23V24H55ZM83 25H82V24ZM136 23V24H135ZM140 25H139V24ZM168 23V24H167ZM2 24V25H1ZM4 24H5V26H4ZM20 24H22L23 26H21V28L23 27H26L25 29L26 30H24L23 28V30L20 28ZM40 24H42V25H40ZM68 24V25H67ZM76 24V25H75ZM78 24V25H77ZM87 24V25H86ZM93 24V25H92ZM95 24H96V26H97V28H95L96 26H95ZM124 24H125V26H124ZM149 24H151V25H149ZM162 24V25H161ZM166 24V25H165ZM37 25V26H36ZM47 25H49V26H51V27H48ZM57 25V28L55 29V31H58V32H55L54 31V35L50 38V36H49V38L47 37V35H49V30H51V29H53L55 26ZM85 25V26H84ZM92 25V26H91ZM156 27H155V26ZM160 25V26H159ZM2 26H4L3 28H1ZM11 26H13L11 29V32L10 31H8V30H10V28H8V27H11ZM21 29H19L21 32H23V31H27V34H29L28 36L26 35L25 37L24 36H22V34H21V32L19 31V30H16L15 28H18V27ZM48 27V33L46 34V33H44L45 31H47V29H45V27ZM84 28H83V27ZM94 26V27H93ZM109 26V27H108ZM154 26V27H153ZM167 27V29H165V27ZM28 27V28H27ZM30 27V28H29ZM34 27H36V28H34ZM77 27V28H76ZM130 27H132V28H130ZM135 27H137V28H135ZM150 27V28H149ZM151 27H153V28H151ZM160 28V27H163V28H160V29H162V31L160 30V29H158V28ZM170 27V28H169ZM174 27V28H173ZM8 28V29H7ZM157 28V29H156ZM15 29V30H14ZM28 29H29V31H28ZM34 29H36V30H34ZM43 29H44V31H43ZM62 31V29H63V31H64V33H63V31H62V33H61V31ZM110 29H112V30H114V32L113 31H111ZM116 29H117V31H120V30H122L121 32H120V34H119V36L122 38V36H123V38H122V40H124V42L121 40V38L118 36V33H116L117 31H116ZM135 29V30H134ZM144 29H143V31H144ZM155 29V30H154ZM39 32H38V31ZM41 30L43 31V32H41ZM94 30V31H93ZM109 30H110V32H109ZM161 32H160V31ZM17 31H19L20 32V34H19V38H17L18 37V32ZM37 31V32H36ZM165 31V32H164ZM219 31V32H218ZM227 31V32H226ZM31 32V33H30ZM106 32V31H105ZM155 32V33H154ZM220 32H222V33H220ZM227 34H226V33ZM14 33V34H13ZM157 33H158V36H156L157 35ZM160 33V34H159ZM16 34H17V37H16ZM37 34V35H36ZM45 36H44V35ZM59 34H61V36L59 35ZM71 34V35H70ZM132 34H134V33H132ZM140 34H142V33H140ZM145 34V33H144ZM154 34V35H153ZM156 34V35H155ZM221 34V35H220ZM2 35L3 34H1V32H0V36L2 37ZM58 35V36H57ZM126 35H127V37H126ZM135 35V34H134ZM216 35H218V36H216ZM14 36V37H13ZM42 36V37H41ZM63 36V38H61ZM141 36H143V35H141ZM141 36H139V35H137V36H133L134 38H136L137 40V42L139 43V42H141V39H143V37H141ZM211 36H212V38H211ZM215 36V37H214ZM220 36H221V38H220ZM26 37H27V39H26ZM29 37H31L32 39H33V41H28V38ZM38 37H39V39H38ZM41 37V38H40ZM69 38V41H70V43L71 44H69V42H67L66 41V38ZM85 37V38H84ZM113 37V38H114ZM220 40L219 42H218V39ZM15 38V39H14ZM16 38H17V40L19 39V40H21V42H20V44L21 45H18V46H16L17 44H16ZM46 39V40H48L47 42H50V39H51V42L50 43H46V40L44 41V39ZM79 38V39H78ZM112 38V39H113ZM141 38V39H140ZM209 38V39H208ZM216 38V39H215ZM30 39V38H29ZM31 39V40H32ZM72 41H71V40ZM86 40V42H85V40ZM26 40V41H25ZM40 40V41H39ZM41 40H43V41H41ZM68 40V39H67ZM87 40H88V42H87ZM140 40V41H139ZM212 42H211V41ZM213 40H215V41H213ZM38 41V42H37ZM53 41V42H52ZM56 41V43H55V45H54V42ZM64 41V42H63ZM68 43V45L66 44V42ZM76 41V42H75ZM125 41L127 42L126 44H124L125 43ZM135 41V42H136ZM143 41V40H142ZM151 41V42H150ZM153 41V42H152ZM12 42H13V44H12ZM41 42H43V43H41ZM17 43H19V42H17ZM33 43H35V44H33ZM39 43V44H38ZM76 44L75 45V47H74V45L73 44ZM122 43V44H121ZM211 43H213V44H211ZM216 43V44H215ZM218 43V44H217ZM221 45H220V44ZM6 44V45H5ZM25 44V45H24ZM43 44H44V46L45 47H47V45L46 44H48V47H50V44H51V46H54L53 48L52 47H50V49H51V53L50 52H48L49 51V48H46L45 49V47L43 46ZM53 44V45H52ZM57 44V45H56ZM59 44V45H58ZM63 44V45H62ZM66 44V45H65ZM79 44V45H78ZM210 44V45H209ZM8 45H10V46H8ZM15 47H14V46ZM63 47H62V46ZM65 45V46H64ZM72 46L71 48L69 47V46ZM212 45V46H211ZM227 45V49H226V51H224V49H225V47L224 46H226ZM22 46V48H21V50L22 51H20V47ZM25 46V47H24ZM36 46V47H35ZM68 46V47H67ZM83 46V47H82ZM211 46V47H210ZM223 47V48H218V47ZM12 47V48H11ZM17 47H19L18 48V50H17ZM24 47V48H23ZM56 47H58V48H60V49H58V51H56L57 50V48ZM64 49H68V50H63L64 51V53H63V51H62V53H61V51L60 50H62V48ZM74 47V48H73ZM81 47V48H80ZM214 47V48H213ZM234 47H237V48H234ZM239 47V48H238ZM13 48H14V50H15V52H14V50H13ZM26 48V49H25ZM42 48V49H41ZM44 48V49H43ZM56 50H55V49ZM73 48V49H72ZM77 48H79V50L77 49ZM216 48V49H215ZM5 49H6V51H5ZM70 49H72V50H70ZM75 49V50H74ZM77 49V50H76ZM219 49H221L220 51H219ZM223 49V50H222ZM233 49V50H232ZM237 49V50H236ZM12 52H11V51ZM45 50V51H44ZM71 51V52H68V51ZM152 50V51H151ZM235 50V51H234ZM4 51V52H3ZM24 51V52H23ZM31 51V52H30ZM56 52L55 54H52L53 52ZM59 51H60V53L62 54V55H64V56H62V58L61 57H59L61 54H59ZM67 51V52H66ZM74 51V52H73ZM75 51H78V52H75ZM80 51V52H79ZM85 51H86V53H85ZM89 51H90V49H89ZM221 51H223V53L221 52ZM228 51V52H227ZM234 51V52H233ZM238 51L240 52H242L243 51V53H238ZM29 52V53H28ZM81 52H83L84 53V55H85V57H84V55H83V53H81ZM221 53V54H219V53ZM224 52H225V54H226V52H227V57L224 55ZM230 52H232L233 54H234V56H233V54H231ZM5 53V54H4ZM13 53H15V54H13ZM20 53V54H19ZM44 53V54H43ZM45 53L48 55V56H53L52 57V59H51V57H48V56H46L45 55ZM238 55H237V54ZM7 54V55H6ZM11 54V55H10ZM22 54V55H21ZM25 54V55H24ZM27 54V55H26ZM51 54V55H50ZM73 56H72V55ZM82 54V55H81ZM214 54V55H213ZM240 54V55H239ZM19 55V56H18ZM24 55V56H23ZM59 55V56H58ZM67 55V56H66ZM74 55H76V57L74 56ZM77 55H81V56H78L77 57ZM221 55V56H220ZM230 55V56H229ZM3 56H5V57H3ZM17 58H16V57ZM25 56H27V57H25ZM41 56H42V58H44V60H41L42 58H41ZM46 56V57H45ZM69 56V57H68ZM200 57V58H202L200 61H199V58L198 57ZM238 58H237V57ZM1 57H2V59H1ZM14 57V59H12ZM19 57V58H18ZM31 57V58H30ZM41 59H40V58ZM47 57L49 58V59H47ZM59 57V58H58ZM66 59H65V58ZM86 58L85 60L83 59V58ZM197 57V58H196ZM230 57H233V58H230ZM69 58H71V59H69ZM203 58H204V60L206 59V61H207V63H206V61H204L203 60ZM225 58V59H224ZM227 58V59H226ZM228 58H229V61H228ZM38 59V60H37ZM57 59H58V61L60 60V63L58 64V65H56L57 64ZM61 59H63V61H61ZM69 59V60H68ZM28 60V61H27ZM46 60V61H45ZM50 60V61H49ZM52 60H54V61H52ZM67 60H68V62H69V65L66 63L65 64V61L67 62ZM82 60H84V61H82ZM182 62H181V61ZM208 60H209V62H210V64H209V62H208ZM232 60H233V62H232ZM235 60V61H234ZM56 61V63H54ZM45 62V63H49L48 65L47 64H43V63ZM64 62V63H63ZM181 62V63H180ZM183 62H185L184 64H183ZM51 63H53V64H51ZM200 63V64H201ZM216 63H218V64H216ZM21 64H25L24 66L23 65H21ZM43 64V65H42ZM56 65V67H60V68H55V65ZM65 64V65H64ZM188 62H186V61H184L183 59H182V57H179V58H177L176 59V61L172 64L173 66H174V68H176V70H177V72L178 71H180V72H178V74H181V75H183V76H179V79H178V82H181V81H183L186 77H189V76H191L192 75V65L191 64H189ZM222 66H220V65ZM34 65V66H33ZM41 65V66H40ZM44 65H46L45 66V69L47 70V71H45L44 69H43V67H44ZM50 65H52V68H54V69H52L51 68V66ZM72 65V66H71ZM201 65V66H202ZM207 65H209V66H207ZM215 65V66H214ZM225 65V66H224ZM27 67L28 68V72H26V74H25V71L27 70V68H23V67ZM33 68H32V67ZM50 66V67H49ZM68 66H69V69L71 70V73H69L70 72V70H68ZM80 66V68H78V67ZM210 66H212V67H214V68H212V67H210ZM17 67V68H16ZM40 67H41V69H40ZM47 67H49V68H51V70H49ZM71 67V68H70ZM83 67V68H82ZM221 67V68H220ZM226 67V70H227V72H228V70H229V72L227 73L226 71H225V69L224 68ZM230 67V68H229ZM1 68L3 69V71L5 70V68L6 69H8L7 71L5 70L4 72L1 70ZM16 70H15V69ZM219 68V69H218ZM228 68V69H227ZM15 71H14V70ZM23 69H25V70H23ZM37 69V70H36ZM55 69H57V70H55ZM60 69V70H59ZM65 69H67L68 70V72H67V70H66V72H65ZM81 69V70H80ZM218 69V70H217ZM220 69H223V70H221V71H219ZM10 70V71H9ZM31 70V71H30ZM41 70V71H40ZM43 70L45 71L44 73L45 74H43ZM54 70V71H53ZM75 70V71H74ZM78 70V71H77ZM181 70H182V72H181ZM2 71V72H1ZM30 71V72H29ZM36 71V72H35ZM49 71V72H48ZM51 71H53V72H51ZM184 71V72H183ZM206 71V70H205ZM211 71V72H210ZM213 71V72H212ZM217 71V72H216ZM23 72V73H22ZM42 72V73H41ZM54 72H56L57 74H60L61 75V73H65V74H63L62 76V81L63 82H61L60 84H57V90H56V92H57V94L56 95H53L52 97L50 96V97H48L45 101H46V104L44 105V106H42L41 108H39V109H37L38 110V112H36L35 114H34V116H32V118L29 116V114H28V111L29 110H32V105L33 106H35V103H36V101H34V100H37L38 98H39V96H40V92H39V90H40V88H41V86L37 83V85H36V81H38L39 80V78L42 76V79H43V77H44V79L47 77V76H50V75H52V74H54ZM76 72H78V73H76ZM223 72V73H222ZM22 73V74H21ZM32 73L33 74H35L36 73V76L34 75V78L36 79V80H34L33 79V75H32ZM37 73H40V74H38L37 75ZM67 73L69 74V75H67ZM73 73V74H72ZM85 73V74H86ZM187 73V74H186ZM212 73H214V74H212ZM226 73V74H225ZM23 75V76H21V75ZM84 74V75H85ZM186 74V75H185ZM219 74V75H218ZM228 74V75H227ZM7 75V74H6ZM65 75V76H64ZM220 75H221V77H220ZM226 75V76H225ZM8 76H10V75H8ZM39 77V78H36V77ZM186 76V77H185ZM76 77V78H75ZM81 77H80V79H81ZM227 77V78H226ZM0 78V80L2 81V79ZM29 78V79H28ZM70 78V79H69ZM73 78H75L76 79V81L73 79ZM38 79V80H37ZM4 80V82H2L1 83V81H0V84L1 85H3V84H6L5 81ZM24 82H23V81ZM69 80V81H68ZM78 80H79V82H78ZM82 80V79H81ZM30 81V82H29ZM71 81L73 82V83H71ZM23 82V83H22ZM34 82V83H33ZM21 83H22V85H21ZM33 83V84H32ZM65 83V84H64ZM68 83V84H67ZM220 83V84H219ZM35 84V85H34ZM70 84V85H69ZM216 84L219 86H216ZM225 86H224V85ZM75 85H76V87H77V89H76V87H75ZM221 85V86H220ZM223 85V86H222ZM65 86V87H64ZM70 86V87H69ZM73 86V87H72ZM1 87H3V88H1ZM25 87V88H24ZM59 87H61V89L59 90L58 88ZM13 88H14V86H13ZM24 88V89H23ZM69 88V89H68ZM5 89V90H4ZM67 89H68V91H67ZM32 91V94L35 96L36 95V97L34 98V97H32L31 96V92L30 91ZM38 90V91H37ZM215 90L217 91L216 93H215ZM60 91V92H59ZM71 91H72V93H71ZM212 91V92H211ZM4 92H5V94H7V95H4ZM27 94H26V93ZM75 92V93H74ZM2 93H3V95H2ZM25 93V94H24ZM63 93V94H62ZM67 93H69V94H67ZM212 94V95H211ZM17 95H18V97H17ZM214 95V96H213ZM5 96V97H4ZM10 96V97H9ZM21 98V100H19V99H17V98ZM211 97V98H210ZM214 97V98H213ZM3 98V100H1ZM7 98V101L6 102H4L5 101V99ZM32 98H33V100H32ZM37 98V99H36ZM207 98H208V100H207ZM213 98V99H212ZM59 99V100H58ZM212 99V100H211ZM19 100V101H18ZM28 101V103L26 102V101ZM47 100L49 101V102H47ZM55 100H58V102H55ZM63 100H64V103H65V101L67 102V101H69V102H67V104L65 103V105H64V103H63ZM204 100V101H203ZM208 101L209 102V100H211L209 103L208 102H206V104L204 103L205 101ZM17 101L20 103V104H18L17 103ZM21 101H24V102H22V104H21ZM52 101V102H51ZM212 101H213V103H212ZM4 102V103H3ZM33 102V103H32ZM49 103V104H48ZM51 103H53L52 105H50ZM61 103V104H60ZM30 104V105H29ZM202 104H204L203 106L205 107L206 105H208V106H206L207 107V109H206V107L204 108L203 106H202ZM217 104V105H216ZM8 105V106H7ZM26 105H28V106H26ZM215 105V106H214ZM24 107V111L23 112H21V110H22V108ZM48 106V107H47ZM202 106V107H201ZM9 107V108H8ZM12 107V108H11ZM16 107V108H15ZM17 107H20L21 109H20V111H19V109L17 108ZM28 107V108H27ZM30 107V108H29ZM50 107H52V108H50ZM61 107H63V108H61ZM7 108H8V110H10L9 112L10 113H8V110H7ZM25 108H27L26 110H25ZM47 108V109H46ZM5 109V110H4ZM16 109V110H15ZM42 110V111H39V110ZM205 109H206V111H205ZM214 109V110H213ZM4 110V111H3ZM12 111V112H11ZM17 111V113H14V112H16ZM217 111V112H216ZM226 111V112H225ZM18 112H19V114L22 116H19L18 115ZM41 112V113H40ZM46 112V113H45ZM61 112H62V115H61ZM209 112V113H208ZM219 112H220V114H219ZM22 113V114H21ZM52 113V114H51ZM206 113V114H205ZM222 113V114H221ZM12 114V115H11ZM15 114V115H14ZM211 115V116H209V115ZM216 114V115H215ZM227 114H229V115H227ZM16 115H18V117H16V118H14ZM25 115H28V117H30V120H29V125H31V126H29L30 128V130H31V132L33 133V136L31 137V138H23V137H19V135L17 136V134H18V130L16 129V127L18 126V125H16V124H18V123H21L22 121H24L26 118H27V116L25 117ZM48 115V116H47ZM56 115H60L59 117L57 116V118L58 119H60V121L56 118ZM218 115V116H217ZM222 115V117H220ZM10 116H13V118L12 117H10ZM43 116H47L45 119H43ZM53 116H55V118H56V120H55V118L53 119ZM205 116V117H204ZM216 118V119H211V118ZM216 116V117H215ZM6 117V118H5ZM8 117V118H7ZM10 117V118H9ZM22 119H21V118ZM218 117V118H217ZM8 119V120H5V119ZM34 118H36V122H34L33 120H34ZM233 118H234V120H233ZM16 119V120H15ZM32 119V120H31ZM218 119V120H217ZM20 120V121H19ZM27 120V119H26ZM53 120V121H52ZM213 120H215V121H213ZM3 121V122H2ZM4 121H6V122H4ZM8 121V122H7ZM18 122V123H16V122ZM59 121V122H58ZM10 122H12V123H10ZM35 124H33V123ZM58 122V123H57ZM64 122V124L65 123H67L66 125L69 127V126H73L74 125V121L72 122V124L70 125V123H68V122H66V121H63ZM211 122V123H210ZM215 122V123H214ZM226 122V123H225ZM232 124H230V123ZM7 123V124H6ZM8 123H9V125L11 126L12 124L14 125V123H15V125L16 126H9L8 125ZM31 123V124H30ZM36 123H38L37 124V126L38 127H36ZM40 123H41V125H40ZM212 123H214V125H212ZM224 123H225V126H224ZM229 123V126L227 125ZM51 124V125H50ZM32 125H34L35 127H36V130H34L35 129V127L34 126H32ZM55 125V126H54ZM76 125V124H75ZM211 125V126H210ZM6 126H7V129L10 127L11 128V132H10V130L8 129H6ZM45 126V127H44ZM48 126V127H47ZM49 126H50V128H51V126H53L51 129L52 130H54L53 132L52 131H49ZM214 126V127H213ZM231 126V127H230ZM239 126V127H238ZM245 126V127H244ZM12 127H13V129H12ZM33 127V128H32ZM226 127H227V129H226ZM229 127V128H228ZM15 128V129H14ZM40 128V129H39ZM42 128V129H41ZM54 128V129H53ZM70 128V127H69ZM239 128H240V130H239ZM242 128V129H241ZM7 130V133H5L6 132V130ZM73 128L71 127L70 128V133H71V130H72ZM15 130H17V131H15ZM224 131L222 132V134L224 133ZM229 131H230V133H229ZM233 131L236 133V131L237 132H240V133H237L238 135V137H236V135L233 133ZM8 132H9V134H8ZM14 132V133H13ZM39 134L38 136H37V138H35L36 136V134L37 133ZM42 132V133H41ZM12 133V134H11ZM17 133V134H16ZM45 133V134H44ZM47 133V134H46ZM51 133H52V136H50L51 135ZM232 134V135H229V134ZM48 134H50V135H48ZM229 135V137H227L228 135ZM7 135H8V137H7ZM227 135V136H226ZM12 136V137H11ZM14 136H15V138H14ZM235 136V138H234V140H232L233 139V137ZM240 136V137H239ZM16 137H18V138H16ZM52 137V138H51ZM4 138V139H3ZM11 138V139H10ZM36 140H35V139ZM31 139H32V142H31ZM33 139H34V141H33ZM46 139V140H45ZM51 139V140H50ZM72 138H67V140L68 141H66V142H64L63 144L64 145H66V143L67 142H70L71 141V143H72V140H71ZM236 139H237V143H236ZM1 140H3V141H1ZM9 140H10V142H9ZM22 140H24V141H22ZM4 141L7 143L6 145H5V143H4ZM21 141V142H20ZM51 141V142H50ZM231 141H233V142H231ZM12 142V143H11ZM17 142V143H16ZM21 144H20V143ZM227 142V141H226ZM252 142V143H251ZM10 143V144H9ZM77 144V141H73V143L72 144ZM228 143V142H227ZM229 143V144H230ZM23 144V145H22ZM24 144H26V146H24ZM45 144V145H44ZM75 144V145H76ZM232 145H234L235 146V148H231L232 147ZM238 147H237V146ZM252 147V145H253V148L251 149V152H248V151H250V149H249V147L250 146ZM24 146V147H23ZM34 146H35V148H34ZM41 146V147H40ZM76 146H78V144L76 145ZM233 146V147H234ZM256 146V147H255ZM23 147V148H22ZM255 147V148H254ZM4 148H5V150L6 151H4ZM33 148L35 149L34 151H33ZM230 148H231V150H230ZM25 149H26V152H25ZM78 149H79V147H78ZM231 151H229V150ZM24 150V151H23ZM43 150H44V152L45 153H47V154H45V153H43ZM82 150V149H81ZM83 151V150H82ZM257 151V152H256ZM14 152V151H13ZM228 152H230V153H228ZM256 152V153H255ZM19 153V154H20ZM37 153V154H36ZM249 153V154H248ZM255 153V154H254ZM1 154H3V155H1ZM4 154H5V157L3 158V156H4ZM43 154H45V155H43ZM141 154H143V153H141V151H138L136 154H135V156H132V158H131V156H130V159H131V161H130V159H128L126 162H128V163H126V165H127V167L129 168V166L132 168H130L131 169V171L132 172H134L135 170H134V167H136L135 166V164L137 163V165L139 166L140 164V166L138 167V169L139 170H142L143 171V169H142V167L144 168V170H145V168H146V166L148 167L149 166V168H146V169H151V163H150V160L151 159H149V157L147 156V155H141ZM233 154V155H232ZM251 154V155H250ZM23 155V154H22ZM36 155V156H35ZM48 155V156H47ZM254 155V156H253ZM42 156V157H41ZM44 156V157H43ZM127 156V155H126ZM145 156H147V159H146V157ZM248 156H250V158L248 157ZM9 157V156H8ZM39 157V158H38ZM48 157V158H47ZM134 157V158H133ZM143 157V158H142ZM252 157H254V159H252ZM258 157V158H257ZM38 158V159H37ZM41 158V159H40ZM45 158V159H44ZM142 158V159H141ZM31 162H33V165H31V163H30V161ZM33 159V160H32ZM40 159V160H39ZM42 159H44V160H42ZM144 159H146L147 161H148V159H149V162L148 163H146L145 161L146 160H144ZM249 159H251V160H249ZM4 160V161H3ZM136 160V161H135ZM238 160V161H237ZM28 161V162H27ZM139 161V162H138ZM143 161V162H142ZM237 161V162H236ZM43 162V163H42ZM145 162V163H144ZM253 162V163H252ZM140 163V164H139ZM248 163V164H247ZM34 164H35V167H34ZM128 164H131V165H129L128 166ZM133 164V165H132ZM144 164V165H143ZM147 164V165H146ZM253 164V165H252ZM143 165V166H142ZM146 165V166H145ZM245 165H247L246 167H245ZM249 165V166H248ZM1 166H0V169H1ZM37 166H39V167H37ZM250 166H255V169H253V168H250ZM34 167V168H33ZM246 168V171H245V168ZM129 169V170H130ZM239 169V170H238ZM243 169V170H242ZM249 169H250V172H251V176H249ZM172 170V172H173V169H170L169 171H171ZM191 169H190V166H189V164L187 165V167L182 171V169H181V171H179V172H182L180 175H178L177 173H178V171H177V175L176 174H173L172 173V175H171V173L169 174V175H171V178L172 179H174L175 180V182H174V180L172 181L173 182V185H176V183L179 181L178 179H179V177L181 176V175H184L185 174V176H187L186 175V172H187V174L188 175H190L191 174V172H189ZM239 172H238V171ZM146 171V170H145ZM169 171L167 172V173H169ZM243 171H245V172H243ZM22 172V173H21ZM176 172V171H175ZM30 173V174H29ZM245 173V174H244ZM247 174V175H246ZM21 175V176H20ZM174 175V176H173ZM175 175L176 176H178V178L177 177H175ZM246 175V176H245ZM256 176V178H255V176ZM37 177V178H36ZM177 178V179H176ZM34 179H36V180H34ZM262 179H263V182H262ZM29 180H30V182H29ZM33 180V181H32ZM177 180V181H176ZM245 180V179H244ZM261 181V182H260ZM247 182V181H246ZM257 182H259V183H257ZM32 183V184H31ZM34 183V184H33ZM104 184H106V185H108V186H106V185H104V184H98V185H95L96 187H98L99 189H97L96 188V190H94V188H95V186L92 188V186H90V187H88V188H86V189H83V188H80V189H78V190H76V192H75V197L73 198L72 196L70 197V194L67 192V195L66 196H64V198L62 199V202L63 203H61L60 205L61 206H57L56 205V201H54V198H48L47 199V203L48 202H52L53 203V205H50V206H52L53 207V209L52 210H54V211H51V216L49 217V218H39V217H37L36 218V220L34 221V233H33V237L31 238V249H30V253L29 254H27L26 255V259H27V261L26 262H24V263H22V264H96V260L98 261L99 259L103 262V264H104V260H106L107 262L111 259L113 262H110L109 261V263L110 264H113V263H115L116 262V264H126V262H127V264H145V262H147L148 261V258L150 257H148L147 255H148V249L150 248L151 249V247L152 246H154L155 244H153V241L154 240H152V237H150L152 234L150 233L151 231L149 230V231H147L148 229H151L152 230V232L155 230H158V229H161L162 227H160V224H162V225H164V220L166 219V218H171V217H173V218H171L172 220H173V222H175V223H183L184 222V224L186 223V224H188L189 222H188V219H190V221L192 222V220L193 221H196V220H198V219H201L202 217V215H201V213H199V211H198V209L196 208V210H195V205L193 206V204H192V206H193V208L191 207V205H190V202H191V200H190V198H188L187 197V195H189L190 196V194H189V190L188 189H182V191H180L179 193L177 192V193H175V192H171V193H168L169 194V196H168V194L166 195V196H168V197H170L169 198V200H171V201H173V203L172 204H174V205H172L170 202H169V204H168V199H167V201L165 200V199H163V197H160V199H163V200H160V199H157V198H159V197H156V198H152V199H150L149 200V198H148V200L146 201V196H145V194H143L144 192L142 191L141 193H140V191H138L139 192V194L138 193H136L137 195H139V196H137V195H135V192H137V190H135V191H133L134 190V188H131V187H129V191H126V188H123V185H121V184H117L116 182H108V181H106V182H103ZM109 183H111L110 185H109ZM175 183V184H174ZM255 183V184H254ZM27 184V185H26ZM113 184V185H112ZM254 184V185H253ZM263 184V185H262ZM253 185V186H252ZM102 186H104V188L106 189H104ZM106 186V187H105ZM118 186V187H117ZM122 186V187H121ZM114 188V190L116 189V187L119 189V188H121L122 190L124 189L125 191H121V189H116V190H118V191H114L113 189H110V188ZM261 187V188H260ZM101 188H103V190H101ZM130 188H131V190H130ZM260 188V189H259ZM248 189V188H247ZM98 190V191H97ZM107 190H111L110 192L109 191H107ZM127 190H128V188H127ZM91 191V192H90ZM104 193H103V192ZM118 192V193H115L114 194V192ZM131 191V192H130ZM20 192H21V189H20V191L19 192H16L15 194L14 193H11L10 194V197H9V194L8 195H5V196H3V197H5V198H1L0 199V209H4V210H0V224L1 225H4L5 223V227H1L0 226V228H1V230H0V235L1 234H3L4 233V231L5 230H7V229H9L10 227H9V225L14 221V218H16L15 216L20 212V210H21V203H22V201L20 202H18V200L20 199V200H22V198L23 197H25V194L23 193V192H21V194H20ZM26 192V191H25ZM95 192H97L98 193V195H96L95 194ZM102 192V193H101ZM106 192V193H105ZM108 192V193H107ZM112 192V194H113V196H110L111 193ZM120 192H123V193H120ZM126 192H129L131 195L133 194L134 196H135V198L132 196V198H131V195L129 196V194L127 195L126 194ZM87 193V194H86ZM93 193V194H92ZM100 193V194H99ZM185 193H187V194H185ZM259 193V194H258ZM24 194V195H23ZM95 194V195H94ZM102 194H104V195H102ZM108 194H109V196L112 198H114L113 200L111 199V201L109 200V196H108ZM174 194H180L179 196L177 195V197H173V196H176V195H174ZM183 194V195H182ZM256 194V195H255ZM17 195V196H16ZM22 195V196H21ZM89 195V196H88ZM102 197L101 199H103V201H99V197L100 196ZM108 196L107 198H103V197H105V196ZM114 195H116V196H114ZM125 195H127V196H125ZM172 195V196H171ZM14 196V198H12ZM82 196L84 197V198H82ZM145 196V197H144ZM165 196V198H168V197H166ZM188 198H186V197ZM259 196V197H258ZM261 196V197H260ZM8 197V198H7ZM19 197V198H18ZM89 198V199H86V198ZM95 197V198H94ZM181 197V198H180ZM185 197V198H184ZM10 198V199H9ZM134 198V199H133ZM140 198H141V200H140ZM145 198V200H143ZM173 198V199H172ZM175 198H176V200H175ZM181 199V201H180V199ZM182 198H183V200L185 199V201L187 200H190V202H184L183 200H182ZM263 200H262V199ZM4 199V200H3ZM14 199H18L17 201L16 200H14ZM24 199V198H23ZM117 199V200H116ZM136 199H139V203H138V200H136ZM154 199V200H153ZM177 199H178V201H177ZM85 200V201H84ZM105 200H107L106 202H105ZM119 200H121V201H119ZM137 202H136V201ZM143 200V201H142ZM157 200V201H156ZM165 200V201H164ZM262 200V201H261ZM6 202V201H9V202H6V204L4 203V202ZM101 202V203H98V202ZM142 203H141V202ZM159 201L160 202H163L162 204H167V205H165L164 204V207H163V205H162V207L164 208V210H162L163 212H159L160 214H158L157 213V211H161V209H163L162 207H161V204L160 205H158V203H159ZM262 203H261V202ZM2 202H3V204H2ZM12 202V203H11ZM89 202H91V203H89ZM96 202H97V204H96ZM105 204V205H107V206H102L103 205V203ZM110 202V203H109ZM121 202V203H120ZM148 202V203H147ZM184 202V203H183ZM209 203H213L214 202V199H212L211 197L209 198V201H208ZM258 202V203H257ZM11 203V204H10ZM17 204V205H14V204ZM19 203V204H18ZM89 205V207L86 205ZM113 203H114V205H113ZM117 203V204H116ZM156 205H155V204ZM181 204V207L183 208L184 207V209L186 208L187 209V212H186V209L185 210H181L180 209V204ZM13 204V205H12ZM79 204V205H78ZM90 204H92L93 206H95V207H92V206H90ZM108 204H110V206H108ZM123 204V205H122ZM124 204H127V205H125V207H124ZM139 204V205H138ZM141 204H143V206L141 205ZM150 204V205H149ZM175 204H176V206H175ZM179 204V205H178ZM184 204V205H183ZM185 204H186V206H185ZM228 204H230L229 205V209L232 211V208H233V206H235V205H233L232 203H228ZM3 207H2V206ZM5 205H7V207L5 206ZM84 205H85V207H84ZM100 207H99V206ZM118 205H120V206H118ZM137 205V206H136ZM149 206V208H150V206H153V209H155L154 207H156L157 206V210H153L152 211V207L150 208V212L149 213H146V211L148 210L149 211V208H148V206ZM177 205L179 206V210L180 211H178V210H176L177 208ZM183 205V206H182ZM187 205H190V206H187ZM231 205H233L232 207H231ZM262 205H260L259 206V210L260 209H262L261 211H259L258 212V215H260V217L262 216V214H263V212H264V209H263V206ZM11 206V207H10ZM12 206H14V207H12ZM19 206V207H18ZM49 203H48V205H44V210H46V211H48L49 210ZM139 206V207H138ZM145 206H147V207H145ZM174 206H175V208H174ZM5 207H6V209H5ZM9 207H10V209H9ZM19 208V209H14V210H16L15 212H13L14 210H13V208ZM61 207H64V215H62V216H60L59 218H58V216H59V213H60V208ZM137 207H138V210H137ZM146 209H145V208ZM161 207V208H160ZM168 207H170V209L168 208ZM171 207H172V209H171ZM260 207H262V208H260ZM11 208H12V211H11ZM75 208V209H74ZM79 208V211H78V213L79 212H81V214H82V216L80 215V213H79V216L76 214V215H74L76 212H77V209ZM82 208H84L83 210H82ZM103 208V209H102ZM142 208H144V210L142 209ZM160 208V209H159ZM167 208V209H166ZM191 208V209H190ZM9 209V210H8ZM91 209V210H90ZM115 211H114V210ZM122 211V212H118V211H120V210ZM132 209V210H131ZM175 209V212L173 211ZM84 212L85 210V213H84V215H83V212ZM110 210L111 211H113V212H110ZM116 210H117V212H116ZM124 210H126L125 212H124ZM129 210V211H128ZM140 210H142V211H140ZM171 211V213H170V211ZM229 210V211H230ZM2 211V212H1ZM9 211V212H8ZM147 211V212H148ZM154 211H156L155 212V214H154ZM167 211H168V213H167ZM11 212V217H9L8 218V216L10 215L9 213ZM73 212V213H72ZM87 212H89L88 213V215H87ZM131 212V213H130ZM181 212V213H180ZM185 212V213H184ZM8 215H6V214ZM15 214V215H13V214ZM91 213V214H90ZM105 213V214H104ZM125 213V214H124ZM163 213V214H162ZM167 213V214H166ZM182 213H184V215H186V216H180V214L182 215ZM72 216H76V218L75 217H72ZM153 214V215H152ZM166 214V215H165ZM176 214L178 215V216H176ZM192 214H194L193 216L195 217H193L192 216ZM196 214V215H195ZM2 215H4V218H3V216ZM13 215V216H12ZM106 215V216H105ZM132 215V216H131ZM161 215H163V217H165V218H162V216ZM165 215V216H164ZM170 215H172L171 217H170ZM57 216V217H56ZM68 216H71V218H73V220L72 219H70V217L68 218ZM80 216H81V218H80ZM156 216V217H155ZM158 216V217H157ZM161 216V217H160ZM167 216V217H166ZM169 216V217H168ZM190 218H189V217ZM139 217H141V219L143 220V221H140L141 219L139 218ZM154 217H155V219H154ZM175 217H176V219H175ZM197 217V218H196ZM213 217H214V214H213ZM212 217V218H213ZM10 219V220H8V219ZM76 220H75V219ZM78 218V219H77ZM120 218H122V219H120ZM126 218V219H125ZM136 218H138L137 220H135ZM156 218H159V219H156ZM177 218H178V220H177ZM180 218H183L185 221H181V220H183V219H180ZM188 218V219H187ZM192 218H194V219H192ZM211 218V217H210ZM210 218H208L209 219V222L210 221H212ZM38 219V220H37ZM70 219V220H69ZM84 219V220H83ZM187 219V220H186ZM196 219V220H195ZM81 221V222H79V221ZM135 220V221H134ZM153 220H154V223L156 224V225H154L153 224ZM181 221V222H178V221ZM3 221V222H2ZM76 221H78L80 224H83V225H81L82 227H81V229H79V227H80V225H79V223H77ZM86 221V222H85ZM158 221V222H157ZM177 221V222H176ZM68 224H67V223ZM83 222V223H82ZM136 222V223H135ZM142 222V223H141ZM157 222V223H156ZM141 223V224H140ZM160 223V224H159ZM212 223V222H211ZM210 223V226L213 224H211ZM77 226H79L78 228H76L75 227V225ZM157 224H159V225H157ZM171 224H172V222H171ZM184 225V228H186L185 230L187 231L188 230V225ZM66 225V226H65ZM68 225H69V227H68ZM72 225H74L73 227H72ZM94 225V226H93ZM140 225V226H139ZM142 225V226H141ZM147 225V226H146ZM150 225V226H149ZM175 227H176V224H173ZM181 225V224H180ZM87 227V229H88V232L86 231H84V229ZM90 226H92V227H90ZM173 226V227H174ZM183 226V225H182ZM181 226V227H182ZM212 226H214V224L212 225ZM71 227V228H70ZM155 227H157L156 229H155ZM68 228V229H67ZM73 228V229H72ZM74 228H75V231H72V230H74ZM92 228V229H91ZM100 228H103V229H100ZM138 228V229H137ZM140 228V229H139ZM148 228V229H147ZM78 229V230H77ZM83 229V230H82ZM135 229V230H134ZM64 230V231H63ZM66 230H68V232L66 231ZM92 230H94V232L95 233H93V231ZM100 230V231H99ZM130 230H132L131 232H130ZM70 231H72V232H70ZM82 231V232H81ZM154 231V232H155ZM78 232H81V233H78ZM91 232V233H90ZM171 232V231H170ZM86 233V234H85ZM132 233V234H131ZM137 233V234H136ZM71 234V235H70ZM93 234V235H92ZM82 235V236H81ZM96 235V236H95ZM143 235H145V236H143ZM170 235H172V234H170ZM170 235H167L165 238H164V240L163 241H161L162 239H159L158 240V244H159V242L161 243V242H163V244H160L161 245V248H164V249H162L163 250V254H161V257H160V259L161 260H159V262H158V264H166V262L167 261H169V262H167V264H171V262H173L172 264H185V262H186V264H190V255H189V258H187L188 257V254H187V251H185V250H183L185 247L183 246L184 244H183V242H180L181 240L180 239H178L177 238V236H175L176 237V239H178V241H179V243H181L182 244V246L180 245V244H178V245H174V244H177L176 242H178V241H175V238H172L173 237V235L171 236V238H170ZM263 235H264V232H263ZM135 236L138 238V239H135L134 240V238H135ZM147 236H148V238H147ZM143 237V238H142ZM66 238V239H65ZM170 238V239H169ZM116 240V241H113V240ZM133 239V240H132ZM146 239V240H145ZM66 240H68V241H66ZM136 240H139L138 242H135ZM148 240V241H147ZM172 242H171V241ZM112 241V242H111ZM127 241V242H126ZM133 241H134V244H133ZM142 241H143V244H142ZM150 241V242H149ZM65 242V243H64ZM68 242V243H67ZM70 242H71V244L72 245H70V246H67V245H69L70 244ZM73 242V243H72ZM87 242V243H86ZM121 242V243H120ZM139 242H141V243H139ZM167 242V243H166ZM173 242H174V244H173ZM64 243V244H63ZM114 243H116V246L119 248V249H116L115 250V248H116V246L114 247L113 245H115ZM150 243V245H148ZM172 244L171 246H169L170 244ZM63 244V245H62ZM79 244V246H77ZM84 245V247H83V245ZM89 244V245H88ZM107 245L108 247H106V246H103V245ZM118 244H120L119 246H118ZM147 246H146V245ZM151 244H153V245H151ZM58 245H60V248L58 247L57 248V246ZM135 245V246H134ZM145 245V246H144ZM163 245H165V246H163ZM72 246H73V248H72ZM77 246V247H76ZM113 248H112V247ZM133 246H134V251L136 252V250H137V252L138 253H135L132 249H133ZM144 246V247H143ZM167 246H169L168 248H167ZM174 246V248H175V251L172 249V247ZM228 246V245H227ZM65 249H63V248ZM68 247V248H67ZM83 247V248H82ZM110 247L115 251V253H112L113 252V250L112 249H110ZM130 247H131V249H130ZM137 247V248H136ZM139 247H141V248H139ZM165 247H166V249L167 250H165ZM183 247V248H182ZM105 248H107V250H112V254L110 253V251H106L105 250ZM129 248V249H128ZM182 248V249H181ZM63 249V250H62ZM76 249V250H75ZM122 249V250H121ZM141 249V250H140ZM143 249H145V250H143ZM149 249V250H150ZM171 249H172V251L173 252H171ZM177 249H180L181 251H182V253H181V251L180 250H177ZM59 250V251H58ZM74 252H72V251ZM88 250V251H87ZM118 250H120V251H118ZM138 250H140V251H138ZM170 250V251H169ZM59 253H58V252ZM70 251V252H69ZM77 251H78V253H77ZM124 251V252H123ZM134 253H133V252ZM142 251H143V253H142ZM166 251V253H167V255H166V253H164ZM177 251V252H176ZM180 251V253L181 254H183L184 256H182L181 254H179L178 252ZM186 253H184V252ZM76 252V253H75ZM117 252H119L120 254L123 252V254H124V256H123V254H121V256H120V254L118 255V253ZM142 254H141V253ZM144 252H147V253H145L144 254ZM260 254H259V253ZM257 252V254H256V258H261L263 255V250H259ZM132 253L135 255V256H137V254H139V257H135L134 255H132ZM170 253V254H169ZM174 254V256H173V254ZM224 253H226L225 251H224ZM58 254V255H57ZM81 254V255H80ZM176 254H177V256H176ZM178 254L181 256H178ZM63 255V256H62ZM98 255V256H97ZM111 255V256H110ZM114 255H115V258L116 259H114ZM141 255V256H140ZM86 256V257H85ZM94 256H96V257H94ZM118 258H117V257ZM119 256H120V258H119ZM132 256H134V258L133 259H131V260H129L130 259V257L132 258ZM144 256H146V258L144 257ZM163 256H165V257H163ZM170 256V257H169ZM177 257V259H180L181 260V262L179 261V260H177L176 259V257ZM112 257V258H111ZM128 257V258H127ZM168 258V260H167V258ZM183 257H185L186 259H188V261H189V263H188V261L186 260V259H183ZM73 258V259H72ZM75 258V259H74ZM105 258V259H104ZM124 258H126V259H124ZM141 260H140V259ZM174 258V259H173ZM219 259L217 260L218 262H216V264H220L221 263V259H222V257L220 256V257H218ZM53 259V260H52ZM89 259H91V260H89ZM103 259V260H102ZM107 259H109V260H107ZM150 259V258H149ZM170 259V260H169ZM58 260V261H57ZM77 260V261H76ZM95 260V261H94ZM100 260H99V263L97 262V264H102V263H100ZM123 260V261H122ZM126 260V261H125ZM129 260V261H128ZM134 260H136V261H134ZM139 260V261H138ZM165 260H167L166 262H165ZM175 260V261H174ZM177 260V261H176ZM186 260V261H185ZM66 261H68V262H66ZM84 261L86 262V263H84ZM142 261H144V262H142ZM183 261H184V263H183ZM59 262V263H58ZM129 262H131V263H129ZM136 262V263H135ZM165 262V263H164ZM176 262H178V263H176ZM232 264H234L233 262H232Z\"/></svg>",
  "mask_w": 264,
  "mask_h": 264
}]
</instances>
